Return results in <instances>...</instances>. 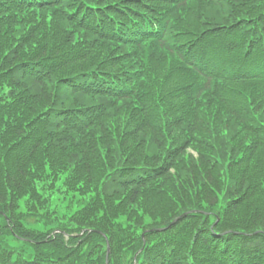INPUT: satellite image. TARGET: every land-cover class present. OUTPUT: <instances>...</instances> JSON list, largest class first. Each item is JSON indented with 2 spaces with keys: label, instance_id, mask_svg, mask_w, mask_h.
Here are the masks:
<instances>
[{
  "label": "trees",
  "instance_id": "trees-1",
  "mask_svg": "<svg viewBox=\"0 0 264 264\" xmlns=\"http://www.w3.org/2000/svg\"><path fill=\"white\" fill-rule=\"evenodd\" d=\"M162 189L170 218L141 208L140 222H112L111 198L131 209ZM255 195L264 0H0V264L10 249L33 264H104L96 232L109 264H132L143 231L138 264H264V219L247 229L217 209ZM66 199L69 218L54 217ZM56 228L83 233L65 243L48 237ZM13 235L43 244L15 248Z\"/></svg>",
  "mask_w": 264,
  "mask_h": 264
},
{
  "label": "rangeland",
  "instance_id": "rangeland-1",
  "mask_svg": "<svg viewBox=\"0 0 264 264\" xmlns=\"http://www.w3.org/2000/svg\"><path fill=\"white\" fill-rule=\"evenodd\" d=\"M190 151H192V148H189ZM189 151V152H190ZM243 153V152H240ZM257 167L258 171L261 170V167H259L258 164L255 165V168ZM261 173V171H260ZM67 174H65L66 176ZM249 187V184H248ZM90 188V186L88 187ZM246 188V187H245ZM148 188H146L145 193L147 192ZM91 191V188H90ZM141 190H134L131 189L130 191H128L126 193L125 196H129L135 193H138L141 195ZM221 191H225V193L228 190H224V188ZM131 192V193H130ZM235 192V190H234ZM121 193V191H118V195ZM68 194V192H67ZM155 194H157L158 198L156 200H146V203H142L145 201H141L138 205L133 206V208H126L123 206L122 204V198L121 197H114L111 198L110 204H112V207L110 208L111 210V219L113 220V223H126L128 221H134L136 219H134L135 216H141V215H146V213H144L142 210H140L141 208H144V211L147 212L148 214L152 213L150 219L151 221H154L155 223H158V220H165L170 218L174 213V209L172 208H176L177 206L175 205L177 202L175 201V198L173 197V195L167 191L166 189H162L160 190V192H156ZM117 195V196H118ZM163 195L166 197L164 199V201H161L160 199L163 197ZM141 196H139V200H140ZM72 199V209H76L77 207L81 206L82 204V199L83 197L79 196V195H74L71 196ZM63 201V205L66 204V200H62ZM22 202V200L20 201ZM119 202V203H118ZM232 202H227L226 200H220L218 202V211L220 214L224 213V216L226 217L227 214H229V219L231 221H233L236 225L243 227V228H251V223H252V219H253V213L254 214H258L259 218L262 217L264 219V197L260 196V195H255L252 196L251 199L249 200H242L240 202V204L236 203V207L233 205H231ZM127 204V203H126ZM173 204V205H172ZM171 205V207H170ZM166 206V207H164ZM66 210V209H65ZM229 212V213H228ZM57 218H61V216L64 219H68V215L67 213L61 212L59 210H57L56 215L54 217ZM22 218L26 219V221L33 223L32 221V216L30 214L25 215V217L23 216L22 213ZM138 220H136L137 222H140V219L137 218ZM146 219L149 220V218L146 217ZM111 227V226H108ZM113 228V227H111ZM125 263V254L123 256H121V258L119 259V264H124Z\"/></svg>",
  "mask_w": 264,
  "mask_h": 264
}]
</instances>
